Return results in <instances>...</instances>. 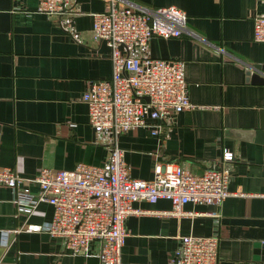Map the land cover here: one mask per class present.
<instances>
[{
  "label": "crops",
  "instance_id": "obj_1",
  "mask_svg": "<svg viewBox=\"0 0 264 264\" xmlns=\"http://www.w3.org/2000/svg\"><path fill=\"white\" fill-rule=\"evenodd\" d=\"M72 17L37 11V0H0V167L32 178L41 168L71 170L103 166L108 147L88 123L82 95L90 80L111 77L109 47L92 37V13L104 0H71ZM136 8L174 6L187 15L178 37L154 36L148 55L185 61L188 96L194 105L171 115L159 136L147 126L117 141L129 174L150 180L158 162L201 173L229 170L232 193L217 205L188 202L181 217L130 215L121 264H169L186 235L220 237L219 264H264V84L245 81V70L264 65V42L253 39L254 17L264 0H131ZM230 155L231 160L228 159ZM227 157V158H226ZM33 194L38 186L30 185ZM137 208L168 211L171 202L141 201ZM53 207L39 203L20 211L10 188L0 185V264H99V242L72 254L48 233L19 229L44 224ZM10 231L7 242L2 232Z\"/></svg>",
  "mask_w": 264,
  "mask_h": 264
},
{
  "label": "built area",
  "instance_id": "obj_2",
  "mask_svg": "<svg viewBox=\"0 0 264 264\" xmlns=\"http://www.w3.org/2000/svg\"><path fill=\"white\" fill-rule=\"evenodd\" d=\"M37 1L40 13L69 18L76 13L71 0ZM104 1L105 9L92 13L91 31L95 41H104L109 47L112 73L109 79L88 81L82 101L88 108L89 125L108 147L105 164L79 163L71 170L43 167L32 178L0 167V185L11 189L22 212L30 214L39 203L53 207L49 222L24 223L15 232L44 231L59 238L72 254H86L90 243L97 240L99 264H121L128 216L154 213L181 217L191 214L183 209L188 202L221 207L232 193L229 170L222 164L194 173L184 166L158 162L150 180L129 174L118 137L147 126L146 118L159 121L150 126L151 134L159 136L168 117L194 107L188 96L185 61L148 55L152 37H178L186 31L187 15L174 6L143 9L134 7L131 0ZM253 20V39L264 42V16ZM31 184L38 186L36 194ZM159 199L169 200L171 209L152 211L134 206ZM9 232H2L4 244ZM219 240L218 234L182 236L169 264H219Z\"/></svg>",
  "mask_w": 264,
  "mask_h": 264
},
{
  "label": "water",
  "instance_id": "obj_3",
  "mask_svg": "<svg viewBox=\"0 0 264 264\" xmlns=\"http://www.w3.org/2000/svg\"><path fill=\"white\" fill-rule=\"evenodd\" d=\"M245 81L257 84H264V65L255 64L252 66H248L245 70ZM148 101V97L144 98ZM264 128V124L260 121L259 129L262 130Z\"/></svg>",
  "mask_w": 264,
  "mask_h": 264
}]
</instances>
